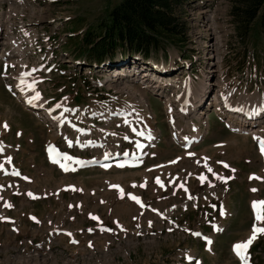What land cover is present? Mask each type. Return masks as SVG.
Returning a JSON list of instances; mask_svg holds the SVG:
<instances>
[{
	"label": "rangeland",
	"instance_id": "374dc122",
	"mask_svg": "<svg viewBox=\"0 0 264 264\" xmlns=\"http://www.w3.org/2000/svg\"><path fill=\"white\" fill-rule=\"evenodd\" d=\"M17 1L0 0L2 22L6 23L8 15L9 22L11 17V24H15L14 29L28 24L33 26L40 35L43 33L52 39L57 52L56 60L69 66L71 64L67 61L68 56L81 44L82 37L91 31L88 38L91 42L94 41L96 31L103 27H99V24L105 21L108 9L119 0ZM188 2L180 14L185 22L188 42L178 49L167 46L165 52H159L154 58L150 55L154 63H163L165 66L167 63H177L185 69V73L193 68L195 86L204 77L199 60L202 61L205 54L210 52L209 49H212L215 41L208 34V27H212L217 42L219 40L217 50L221 56L220 68L225 77L235 75L246 64L247 50L249 55L250 52L253 53L244 46L262 49L264 41L257 30H251L245 44L237 40L227 13V0ZM182 59L183 62L187 60L185 64L190 63L189 69L185 68ZM255 66L256 61L250 60L248 69L252 70ZM130 68L131 63L129 66L123 65L120 72L122 75H118V72H112L108 68L97 70L86 64L72 65L66 75L52 74V80L38 87L43 97L49 100L47 106L68 103L89 110L129 108L134 104L137 110L144 112L142 107L146 104L150 115L142 118V127L148 131L152 129L160 137V141L143 152L144 167L137 170L126 165H111L62 174L53 166H48L43 158V144L51 140L62 143L61 135L70 137L71 132L64 127L59 132L57 127L48 126L43 119L23 109L4 91L0 79V127L4 123L9 126V133L0 129V137L5 134V140L9 141V148L4 155L9 154V161L16 162L18 166L20 164L23 168L20 170L24 174L25 171L29 173L27 180L11 178L12 186L0 189L14 197V201L9 203L15 205V208L12 207L0 217L8 215L9 219L18 224L20 231L13 235V232L7 230L8 222L0 220V244L3 243V247H0V264H173V255L180 254V251L186 250L191 255L201 256L204 243L193 231L201 229L213 235L214 231L210 226L219 220L225 224L223 234H214L212 249L215 253H207L204 264H236L228 250V242L241 240L247 233V223L250 222L248 200L264 193L263 165L252 140L245 134L232 133L222 128L207 108V130L203 123L197 127L198 132L201 128L204 139L194 144L191 151L183 154L185 151L177 144H171L161 97L154 94L156 89L151 85L156 82H146L151 87L143 89L140 85L142 83L139 84L135 77L129 76ZM154 75L159 77V74ZM159 78L162 81L165 77ZM137 89H142L138 90L141 95ZM138 101L144 104L141 106ZM164 106L167 107L165 104ZM133 116L140 121L137 118L138 112L134 111ZM179 119L178 123H181L183 117ZM107 125L113 128L117 124L112 120ZM123 125L119 123L117 129H128ZM177 131L178 140L182 134L179 129ZM105 140L108 145L126 143H122L116 136L107 135ZM125 145L130 148L129 144ZM86 153L96 154L98 151L86 149ZM251 173L255 175L252 176ZM225 175L231 176L227 182L220 180ZM157 178L161 180L160 183H157ZM118 183L124 187L123 190L119 191ZM71 184L78 186V189H70ZM12 189H16V193L11 194ZM52 189H56L53 190L54 194L40 198H29L26 194L27 190L41 192ZM215 189L217 197L214 198ZM135 191L144 197V205L136 207L132 202L130 194ZM186 192H195L197 197L187 200L183 205ZM81 197L87 203L85 208L91 207L86 213L75 212L69 202L71 199L77 201ZM218 199L225 203L226 210H223L222 217L217 210H211L209 205ZM64 201L68 202L67 207L64 206ZM171 205L173 207L169 210ZM28 213L35 219H30ZM47 217L71 225L72 237L77 242L73 243L71 236H61L51 243V249L43 255L39 254L40 248L36 247V243L29 245L26 238L13 243V239L27 235L33 229L36 219L41 221ZM260 222L264 223V220ZM98 225L107 226L109 229L103 230ZM263 237H258L249 248L263 249ZM19 246L24 247V251L32 249V252L27 257V254L19 250ZM34 250H37V254ZM258 257H262V254ZM257 264H264V257L259 258Z\"/></svg>",
	"mask_w": 264,
	"mask_h": 264
},
{
	"label": "trees",
	"instance_id": "16d2710c",
	"mask_svg": "<svg viewBox=\"0 0 264 264\" xmlns=\"http://www.w3.org/2000/svg\"><path fill=\"white\" fill-rule=\"evenodd\" d=\"M227 2L237 40L244 44L251 30H257L264 40V0ZM188 3V0H119L108 9L94 41L88 38L91 31L82 37L76 55L99 62L113 60L117 54L124 57L137 53L147 58L163 53L167 46L181 48L188 37L180 14Z\"/></svg>",
	"mask_w": 264,
	"mask_h": 264
},
{
	"label": "bare ground",
	"instance_id": "6f19581e",
	"mask_svg": "<svg viewBox=\"0 0 264 264\" xmlns=\"http://www.w3.org/2000/svg\"><path fill=\"white\" fill-rule=\"evenodd\" d=\"M2 8V7H1ZM8 12V11H7ZM3 17H4V15H3ZM3 19V18H2ZM7 19V18H6ZM11 21H12V18L10 17V22H9V19H7L6 20V23H5V25H6V27H7V29L9 30V33H11L12 35H14V37H15V40H17V41H21L22 42V44H23V46L22 45H20V47H21V52H26L27 50H26V48H28V49H31L32 48V46L30 45L31 43H29V38L28 39H26L27 40V43L24 41V38L22 37V29L23 28H25L24 26H18V28H13V26L15 25V24H11ZM26 25V24H25ZM211 25V24H210ZM26 26H28V25H26ZM212 27H208V28H206V30H208V34L209 35H212V37L214 38V43H213V45L211 46L212 48H213V46H214V48L213 49H209V53H207L206 54V56H205V63H206V66H209L211 63H214L215 62V60H216V57H217V49H218V46H217V43L219 42V40H218V42H217V37L216 36H214V30L213 29H211ZM205 32H207V31H205ZM42 33V32H41ZM43 34V33H42ZM24 46H25V48H24ZM42 46H46V44L45 43H43V45ZM29 56L31 57V58H33L34 57V52H32V53H29ZM17 59H19L20 60V55H17ZM210 59H212V62L210 61ZM132 75H134V74H132ZM145 75V74H144ZM164 75V76H163ZM163 75H159V77H166L165 75H168L167 73H165V74H163ZM143 78H144V76L142 75V76H140L139 77V81H140V83H142L143 84V86L145 85V89L146 88H149V86L151 87V85H147L146 84V82H150V80H148V78H145L144 80H143ZM156 82V84H154L153 85V89H156V91L157 90H159V87L162 85V81L160 80V81H155ZM205 84H208V85H212L213 83L212 82H209V81H206L205 82ZM147 85V86H146ZM138 88H140V86L138 87ZM200 88H201V94H200V97H199V99L205 94V90H207V88H208V86H206V85H204V83H202L201 85H200ZM138 90H140V89H137V92H139L140 93V91H142V89L140 90V91H138ZM36 93H38L37 91H33V92H31V94L35 97L36 96ZM140 95H141V93H140ZM199 99L197 100V102H199ZM37 100V102L39 103V104H41L42 103V98H41V96H40V94H39V98L38 99H36ZM141 100H143V96L141 97ZM144 102V101H143ZM197 102H195V103H197ZM163 103L165 104V105H167L168 106V104L167 103H165L164 101H163ZM196 105H198V103L196 104ZM47 120V122H48V124H49V126L50 127H52V128H54V127H56L57 126V131H59L60 130V124L58 123L59 121L57 120V121H53V120H51V119H46ZM262 132V131H264V127H262V128H259L258 130H257V132ZM177 136H178V134H177ZM179 139H180V136H179ZM144 154V153H143ZM169 211V210H168ZM45 254H47V252L45 253ZM28 257V256H27ZM30 259V258H29ZM16 261H18V260H16ZM15 261V262H16ZM27 264V263H26ZM36 264V263H35Z\"/></svg>",
	"mask_w": 264,
	"mask_h": 264
},
{
	"label": "snow or ice",
	"instance_id": "6c2138e0",
	"mask_svg": "<svg viewBox=\"0 0 264 264\" xmlns=\"http://www.w3.org/2000/svg\"><path fill=\"white\" fill-rule=\"evenodd\" d=\"M33 71H35V70H33ZM38 98H39V93H36V96L34 97V99H38ZM31 102L32 101L29 100V103H31ZM5 127H7V125H5ZM258 142L260 144L261 153L264 154V140H258ZM225 166L227 167V165H225ZM0 167H2V166H0ZM62 167H64L66 171L68 170V168L66 166L62 165ZM13 174L18 175V173H13ZM252 178L259 179L258 177H250V179H252ZM157 183H160L159 178H157ZM113 187H116V186H113ZM253 191H256V190L253 189ZM28 195L30 197H32V198H37L31 192H29ZM130 198H132L134 200H137V202L139 203L138 198H136L134 196H130ZM0 199H2V198H0ZM5 206L6 207H12V205H10L8 203H5ZM252 207H253V210H254V213H255L256 221L259 222V221L264 220V201H253L252 202ZM5 219H7V218L0 217V220H5ZM32 219H35V218L32 217ZM94 219H96V218L94 217ZM258 232H264V228H258L256 223H254L253 224V229H252V234L249 236V238L246 241L239 242V243H237V244H235L233 246L234 247V251H236V254L238 256H240L242 260H246V257L244 256V253L246 252L247 247L251 244L252 240L256 238V234ZM196 235H199V233H197Z\"/></svg>",
	"mask_w": 264,
	"mask_h": 264
},
{
	"label": "crops",
	"instance_id": "0c3cea01",
	"mask_svg": "<svg viewBox=\"0 0 264 264\" xmlns=\"http://www.w3.org/2000/svg\"><path fill=\"white\" fill-rule=\"evenodd\" d=\"M8 139H9V137H8ZM3 142H9V141H6L5 138H0V147L2 145H5V144H3ZM7 157L9 158V154H7Z\"/></svg>",
	"mask_w": 264,
	"mask_h": 264
}]
</instances>
